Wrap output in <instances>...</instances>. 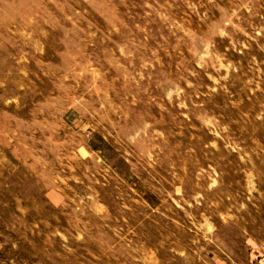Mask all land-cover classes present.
<instances>
[{
  "label": "rangeland",
  "instance_id": "374dc122",
  "mask_svg": "<svg viewBox=\"0 0 264 264\" xmlns=\"http://www.w3.org/2000/svg\"><path fill=\"white\" fill-rule=\"evenodd\" d=\"M264 0H0V264H256Z\"/></svg>",
  "mask_w": 264,
  "mask_h": 264
},
{
  "label": "crops",
  "instance_id": "0c3cea01",
  "mask_svg": "<svg viewBox=\"0 0 264 264\" xmlns=\"http://www.w3.org/2000/svg\"><path fill=\"white\" fill-rule=\"evenodd\" d=\"M256 256H257L256 264H264V247L260 249L259 254H256Z\"/></svg>",
  "mask_w": 264,
  "mask_h": 264
}]
</instances>
